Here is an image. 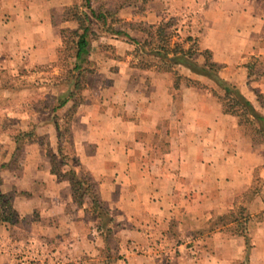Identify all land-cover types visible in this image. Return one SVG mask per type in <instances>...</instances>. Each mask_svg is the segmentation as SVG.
Here are the masks:
<instances>
[{"label": "crops", "instance_id": "crops-1", "mask_svg": "<svg viewBox=\"0 0 264 264\" xmlns=\"http://www.w3.org/2000/svg\"><path fill=\"white\" fill-rule=\"evenodd\" d=\"M77 2L0 0V74L5 75L0 77V190L21 218L16 225L0 224V264H264V184L241 199L264 159L236 118L224 114L207 92L183 84L176 101L170 72L131 66L128 57H114L91 43L94 71L70 132L75 155L96 180L115 224H109L110 236L104 233L107 224L102 228L98 218L85 216L91 199L84 197L79 205L69 181L51 172L57 132L40 108L45 80L35 86L28 82L31 73L56 61L60 30L77 27L63 18L65 8ZM183 2L200 11L192 20L200 25V49L210 51L223 65L220 76L264 114V64L250 77L246 67L251 59H264V0ZM154 11L133 15L123 6L120 13L125 20L155 24ZM99 39L123 48L117 56L133 50L121 38ZM187 71L186 76L212 86ZM10 76L27 79L26 84L15 91ZM29 124L42 141L23 143L17 154L13 127ZM240 203L249 216L247 259L243 236L230 226H213ZM14 230L26 235L15 238ZM189 240L201 251L192 259L177 252L185 251Z\"/></svg>", "mask_w": 264, "mask_h": 264}, {"label": "trees", "instance_id": "trees-1", "mask_svg": "<svg viewBox=\"0 0 264 264\" xmlns=\"http://www.w3.org/2000/svg\"><path fill=\"white\" fill-rule=\"evenodd\" d=\"M130 1L135 2V0H122L118 7L122 8ZM143 2L145 1L143 0ZM92 3V0H79L64 10V20H74L77 27L73 30H60L62 44L57 51V59L52 64V67L60 68V73L45 79L47 82L52 81L50 85L57 88L58 91L54 94L52 101L41 99L40 108L48 113V122L53 124L57 132V155L50 156L51 172L59 179L66 178L69 181L73 198L79 205L82 204L84 197L91 199V206L84 209L85 216L91 215V217L98 218L97 222L102 228L107 224L108 227L106 226L104 233L108 237L111 234V226H115V224L109 216L107 207L99 197L97 183L75 155L70 132V124L75 109L82 100L87 76L94 71L89 65L90 47L93 40L99 36H113L130 43L134 46L133 52L137 53L139 57L134 66L172 73L174 89H179L182 80L185 81L186 86L198 87L200 84L195 79L178 74L174 69L176 66H182L191 73L206 77L216 87V90L212 89V92L219 100L222 112L236 118L240 131L250 138L253 145L264 144V114L246 98L235 84L220 76L219 72L223 65L212 59L209 50H201L196 38L187 36L182 41H174L173 38L177 35L175 29L170 30L172 25L170 20L161 21L158 24L138 23V25L144 26L138 29L143 34V37L138 39L128 31L114 26L120 20L116 18L115 11L110 10L102 3L97 7H94ZM144 12L145 9L142 6L137 13L143 14ZM129 24L133 25L134 23L130 22ZM186 42H189L188 45H185ZM198 54L203 56L202 63L195 60V56ZM246 67L250 77L253 74L254 62L247 63ZM34 106L38 107L39 105ZM35 129L36 126L33 124L27 125L25 129L18 126L13 127V140L17 152L27 141H42L37 136ZM65 144H68L66 150L64 149ZM68 163L70 164L68 169L63 170L62 167ZM257 192L251 188L245 194L247 197H252ZM248 219L249 216L245 208L238 206L236 211L233 209L219 215L213 223V226H230V232L244 237L245 259H247L251 246L247 235ZM20 220L21 218L12 208L9 198L0 190V224L15 225Z\"/></svg>", "mask_w": 264, "mask_h": 264}, {"label": "rangeland", "instance_id": "rangeland-1", "mask_svg": "<svg viewBox=\"0 0 264 264\" xmlns=\"http://www.w3.org/2000/svg\"><path fill=\"white\" fill-rule=\"evenodd\" d=\"M92 1H93L92 5L94 7H97L100 3H102L103 5H105L110 10L115 11L116 12V18H118L120 20L118 22H116L114 24V26L116 28H122V29L128 31L132 36H134L133 35V33H134L135 34L134 37L138 38L136 36V33L139 32L138 29L144 27L142 25H138V23H142L143 21L139 22L138 18L136 20L132 19L133 21L125 20L124 18H122L121 13H120L121 8L118 7L122 0H92ZM144 1L145 2H143V0H135V2L134 1H130L128 4H126L124 6L127 7L128 11L132 12L133 15H136V13L140 11L142 6L144 7L145 10H147L149 8H154V10H156V11H154L152 13H154V15L156 17H158L157 20H156L157 22L155 24H158L161 21H167V20L171 21L172 25L170 26V30L175 29L176 30L175 33L177 35L175 38H173L174 41L175 40L176 41L177 40L178 41H182L187 36H190L191 38H194V39L195 38L196 39L199 38V34H200V31H201L200 25L192 23V20L194 18H196L197 15L200 14V11H198V9H194V8H190L189 6H186L185 3L183 2V0H144ZM137 15H142V14H138L137 13ZM147 20L151 21V20H153V17L146 18L145 21H147ZM130 22L134 23V24L130 25L129 24ZM94 43H95L94 44L95 46L102 47V49L108 51L114 57H120L121 59H125L126 57H128V60L126 62H128V64H130L131 66H134V64H136L138 59H139L137 53L133 52V50H134V46L133 45H132L133 46V50H131V51H126L125 50L126 53L123 56H117L115 51H117L118 49L122 51L123 48H117L115 46H111V45L105 44V42H103V39L100 42L99 37L94 40ZM188 43L189 42H186L185 45H188ZM128 44H130V43H128ZM107 55H110V54L107 53ZM195 60L198 63H202L203 56L198 54V55L195 56ZM252 62H254L253 74L254 73H258L260 68H261V66L264 64V59L260 60V58H257L256 61H253L251 59V61H249L248 63H252ZM174 69L181 76H186L184 71L188 70L186 68H184L186 70H183L182 66H176V67H174ZM39 70H41V71H39ZM187 72L191 73L190 71H187ZM59 73H60V68L57 67V66H55V67L53 66V67H50V68H41V69H38V71H35L34 73H31L32 74L31 78L33 80H30L31 82H28V83H31V84H33L35 86L36 85L35 83L39 82L40 78L43 79V80H45L46 78L49 79L51 76L58 75ZM191 74H194V73H191ZM171 75H172V73H171ZM195 75H197V74H195ZM0 77L4 78L5 75H3V73H2V74H0ZM6 77H7L6 79H9L8 75ZM10 77H11L10 80L12 81V82L11 81L10 82L14 83V85H15L13 87V89L15 91L21 90L23 88L24 84H26L27 79L25 81V80H23L24 78H21V77H12V76H10ZM172 77H173V75H172ZM187 77H189V76H187ZM190 78L195 79L193 76L190 77ZM195 80H197V79H195ZM32 81H34V82H32ZM197 81H199V80H197ZM51 82H49V81L47 82L45 80L44 83H45V88L46 89L42 90V92L40 94L43 97L45 96L46 100H48V101H52L53 98H54V94L58 91L57 88H55V87L50 85ZM199 83L200 84H199L198 87H193V88H196L198 90L207 92L209 95H211L220 104L219 100L217 99V97L212 92V89L216 90V87H215L214 83L211 82L212 86L205 85L201 81H199ZM183 84H185L184 80H182L180 82V85H183ZM29 88H32V87L30 86ZM178 90L179 89H174V88L172 90V92L174 93V97H175L176 101H179V99H180V93H179ZM37 91H39V90H37ZM33 93L34 92H32V95H33ZM37 94L39 95V92ZM38 95H36L35 97H37ZM0 97L2 98V95H0ZM24 97H25V95L23 94L22 95V99ZM258 100L260 101L261 97L258 96ZM21 101H23V100H21ZM178 110H179V107H178ZM240 132L243 134L242 131H240ZM243 136H245V135L243 134ZM245 137H247L250 140V138L248 136H245ZM250 143H251L252 147L255 149V151L257 152V154L259 156H262L263 159H264V144L253 145L251 140H250ZM62 146H64L63 143H62ZM66 147H68V144H65V147H64L65 150H66ZM17 154H19V153L17 152ZM69 165L70 164L68 163V166L62 167V169H68ZM260 168H262V170H264V164L261 167L255 169V171L253 173V181H252L251 187L249 188V189L254 188L258 192H259V190H261L263 188V184H264V178L260 174V171H261ZM94 181L96 182L95 179H94ZM246 198H247V195L245 193H243L242 196H241L242 201L245 200ZM238 206H242V203L237 204V206L234 208V211L237 210ZM93 223H95V222H93ZM8 225H10V224H8ZM22 234L26 235L25 233H22ZM22 234H20L19 232H16V230H14V232H13V236H15V238L23 236ZM28 237H26V238H28ZM112 241H114V240H112ZM178 242H180V241H178ZM183 244L186 246L184 248L185 251L180 250V251H177V252L179 254H181V255L183 254L184 257L186 256L187 258L190 257L192 259L194 257H197L201 253V251L199 249V246L197 244H195L193 241L189 240L187 242H184ZM160 249L161 248L157 249L158 254L160 253ZM153 250H156L155 246H154ZM207 250L209 251V248L206 249V251ZM103 255H104V252H101V256H103Z\"/></svg>", "mask_w": 264, "mask_h": 264}]
</instances>
